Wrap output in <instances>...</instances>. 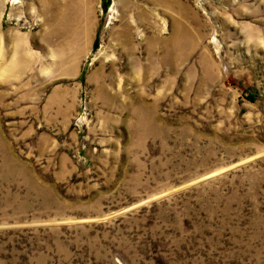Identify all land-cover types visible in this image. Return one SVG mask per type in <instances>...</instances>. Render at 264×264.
Returning a JSON list of instances; mask_svg holds the SVG:
<instances>
[{
    "label": "rangeland",
    "instance_id": "374dc122",
    "mask_svg": "<svg viewBox=\"0 0 264 264\" xmlns=\"http://www.w3.org/2000/svg\"><path fill=\"white\" fill-rule=\"evenodd\" d=\"M177 2L0 0V264H264V0Z\"/></svg>",
    "mask_w": 264,
    "mask_h": 264
},
{
    "label": "bare ground",
    "instance_id": "6f19581e",
    "mask_svg": "<svg viewBox=\"0 0 264 264\" xmlns=\"http://www.w3.org/2000/svg\"><path fill=\"white\" fill-rule=\"evenodd\" d=\"M123 1V0H122ZM153 2V4L155 6H158L162 9L163 14L164 15V20H163V26H162V30H159L157 28V26L152 23L150 28H151V32L152 35L150 37L145 38V40L140 41V43L138 44L136 42L135 44V37L133 36V26L129 25L125 30H121L117 32L116 34V39L118 40V45H119V49L121 50L122 53L126 54H135L136 49H138L139 46H143L145 45V53L147 57H150V59L148 61H150L151 59L153 60V58H155L158 55V50H161V57L162 60L164 62V64L166 65V67L170 66V64L172 62H174V59L176 56V42H177V36H176V26H175V21L173 19L172 16V10L178 6V2L177 0H151ZM119 2V1H118ZM121 2V1H120ZM121 4V3H120ZM121 7V6H120ZM124 8V7H123ZM160 11V10H159ZM141 13V12H140ZM150 13V12H149ZM157 13V12H156ZM183 13V12H182ZM143 14V13H141ZM138 15V14H137ZM145 15V14H144ZM156 15V14H155ZM147 16V15H146ZM149 16V15H148ZM150 17V16H149ZM152 17V16H151ZM150 17V18H151ZM143 18V17H142ZM141 19V18H140ZM147 19V17H146ZM152 19V18H151ZM154 19V18H153ZM136 21V20H135ZM142 21V19L140 20ZM139 21V22H140ZM154 22V21H153ZM150 24V23H149ZM127 26V25H126ZM178 32V31H177ZM186 34V33H185ZM145 36V35H144ZM134 37V38H133ZM144 38V37H141ZM140 38V39H141ZM182 38L186 39V35L182 34ZM138 39V38H137ZM184 43V42H183ZM147 45V47H146ZM187 49V48H186ZM185 51V50H184ZM181 55V54H179ZM16 57V56H15ZM135 57V56H133ZM129 58V55H128ZM147 59V58H146ZM8 60V58H7ZM130 60V59H129ZM134 60V59H132ZM134 62H137V58L134 60ZM12 63V62H11ZM15 63V62H14ZM13 63V64H14ZM134 63V64H135ZM138 63V62H137ZM140 63V62H139ZM130 64V63H129ZM132 64V63H131ZM173 64V63H172ZM16 66V64H15ZM135 66V65H134ZM140 66V69L145 72L146 71V67H144V65H138ZM136 66V68H137ZM10 67V65H9ZM12 67V66H11ZM135 68V67H133ZM15 69V68H14ZM138 69V68H137ZM8 70V69H7ZM133 70V69H132ZM135 70V69H134ZM11 71V70H10Z\"/></svg>",
    "mask_w": 264,
    "mask_h": 264
},
{
    "label": "crops",
    "instance_id": "0c3cea01",
    "mask_svg": "<svg viewBox=\"0 0 264 264\" xmlns=\"http://www.w3.org/2000/svg\"><path fill=\"white\" fill-rule=\"evenodd\" d=\"M46 1V0H45ZM47 1H52L53 3L56 2V0H47ZM46 3V2H45ZM47 5L49 4V2L46 3ZM54 5V4H53Z\"/></svg>",
    "mask_w": 264,
    "mask_h": 264
}]
</instances>
